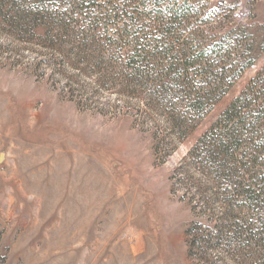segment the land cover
<instances>
[{"label":"rangeland","instance_id":"obj_1","mask_svg":"<svg viewBox=\"0 0 264 264\" xmlns=\"http://www.w3.org/2000/svg\"><path fill=\"white\" fill-rule=\"evenodd\" d=\"M22 1L0 0V264H264V0H187L176 48L253 59L200 116L174 74L130 82L20 28ZM239 95L241 146L213 162L201 136Z\"/></svg>","mask_w":264,"mask_h":264},{"label":"trees","instance_id":"obj_2","mask_svg":"<svg viewBox=\"0 0 264 264\" xmlns=\"http://www.w3.org/2000/svg\"><path fill=\"white\" fill-rule=\"evenodd\" d=\"M46 1L37 0L32 6L26 4L30 0L18 3L12 8L13 21L20 28L48 23V41L62 44L82 60L93 58L99 68L104 61H110L130 82L152 73L162 78L174 74L168 86L182 95L173 97L172 104L184 102L186 95L194 98L198 89L203 90V95L189 105L188 113L193 116L205 115L208 107L218 103L253 65L252 57H246L247 51H241L235 42H200L196 53L186 41L176 48L178 28L190 7L187 0H55L51 7L46 6ZM150 13H154L156 21L147 19ZM213 82L216 85L210 87ZM241 100L242 96H237L201 136L205 143L207 137L213 140L212 147L203 145L204 151H200L213 162L218 149L228 154L241 146L234 123L242 108ZM243 121L244 116L237 122ZM255 183L258 185V180ZM236 192L247 194L243 188Z\"/></svg>","mask_w":264,"mask_h":264}]
</instances>
